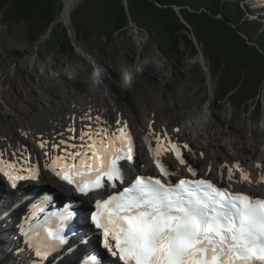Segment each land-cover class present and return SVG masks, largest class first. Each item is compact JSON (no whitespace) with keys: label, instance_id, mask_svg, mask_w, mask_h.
<instances>
[{"label":"rangeland","instance_id":"1","mask_svg":"<svg viewBox=\"0 0 264 264\" xmlns=\"http://www.w3.org/2000/svg\"><path fill=\"white\" fill-rule=\"evenodd\" d=\"M248 4L255 9L263 7L264 0L243 2L244 7ZM2 16L0 12V150L7 152L11 160L31 152L32 159L44 168L46 153L39 141L49 140L53 128L68 130L71 120L91 124L88 117L96 112L98 123L127 120L139 141L151 128L170 127V137L182 139L183 148L187 150L189 143L193 150L204 152L206 158L200 162L203 166L211 163L207 161H212L214 155L218 161L264 167V114L258 117L253 106L234 109L214 105L211 90L203 82V69L192 62L196 57L184 56L185 46L179 47L185 58L171 53L165 58L142 28L138 30L132 24L126 38H116L107 49L103 47L112 58L106 59V50L98 51L95 42L74 43V55L51 53L53 48L48 47V51L43 44L49 33L32 43L23 21L10 19L7 23ZM61 22L71 40L74 23L70 20V28ZM200 119H206L204 129ZM139 153V170L143 172L148 165L143 143ZM142 160L147 161L141 164ZM42 175L48 180L44 171ZM50 186L60 191L66 188L54 179ZM11 217L4 223L5 235L0 234V264L10 254L6 232L15 224ZM7 263L14 264L9 259Z\"/></svg>","mask_w":264,"mask_h":264},{"label":"snow or ice","instance_id":"2","mask_svg":"<svg viewBox=\"0 0 264 264\" xmlns=\"http://www.w3.org/2000/svg\"><path fill=\"white\" fill-rule=\"evenodd\" d=\"M68 131L74 133L75 129ZM80 140L84 143L78 151H68L76 145L64 140L55 145L57 149L65 146L64 155L49 164L55 175L83 196L104 189L105 181L111 188L124 182L120 164L133 160L130 133L121 130L118 137L109 138L102 129L82 133ZM149 150L164 177L173 173L161 162L162 152L172 151L179 163L185 164L180 149L171 141L165 145L158 138L157 147L153 150L149 145ZM234 167L243 181L251 183L250 174L238 164ZM0 173L16 188L20 181L37 179L39 169L17 168L0 156ZM233 178L234 171L229 169V182ZM95 209L90 221L102 236L101 246L118 258L119 264H264V199L221 188L208 179H180L173 185L137 176L120 192L97 200ZM39 211H43V202L26 218L28 227L22 234L34 249L35 264H46L49 256L67 244L65 229L72 213L65 210L49 217L55 222L53 228L31 223ZM86 264L102 262L92 255Z\"/></svg>","mask_w":264,"mask_h":264},{"label":"trees","instance_id":"3","mask_svg":"<svg viewBox=\"0 0 264 264\" xmlns=\"http://www.w3.org/2000/svg\"><path fill=\"white\" fill-rule=\"evenodd\" d=\"M159 1L161 4L188 7L195 18L203 20H209V14L219 15L233 26L235 31L261 50L259 52L249 49L245 40L232 28L231 37L227 38L222 34H216L215 32H219L218 30L213 32L209 25L201 24L200 19L197 21L195 19L194 22L187 19L193 26L205 51L209 50L207 45H210V48L217 52L218 59L214 60L215 63L219 62L224 66L223 70H220L219 78L215 84L213 104L219 105V108L228 105L234 109H246L253 106L256 115L260 118L263 117L264 113L258 96L260 85L262 86L264 83V15H262L264 6L253 9L248 4L249 6L244 7L245 0ZM129 10L135 24L144 27L146 22H152V24L150 23L151 28L158 29L156 33H152V36H168L171 38L168 40V49L176 50L178 44L176 41L173 42L176 40L174 34L182 29L186 30L185 27H179L175 31L176 25L160 22L159 18L155 17L156 11L151 6L142 4V2L139 5L136 0H129ZM61 11V0H0L3 21L7 23L10 19L23 21L26 25L27 36L32 43H38L45 38L53 23L60 17ZM183 13L186 16L187 11L183 10ZM257 13L259 15H255ZM71 21L74 23L72 28L75 41L71 42L68 39L67 31L61 24H55L51 36L43 43L46 50L48 47H52L51 53L64 52L66 55H74L72 47L74 43L94 45L93 42H95V45L98 46L96 49L103 52L114 40L115 34L128 25V17L122 0H86L74 11ZM159 29L164 30L160 31ZM218 35L222 37L223 41L221 49L215 46ZM110 54L106 50L105 58H112ZM165 55L167 56V54Z\"/></svg>","mask_w":264,"mask_h":264},{"label":"bare ground","instance_id":"4","mask_svg":"<svg viewBox=\"0 0 264 264\" xmlns=\"http://www.w3.org/2000/svg\"><path fill=\"white\" fill-rule=\"evenodd\" d=\"M79 1L80 0H64V7H63L62 17H61V19H62L63 22H65V21L68 20V17L71 15L72 11L74 10L76 4ZM96 115H97L96 112H93L92 115L88 117L89 120L92 122L91 124H90V122L84 123V122L75 121L76 119L74 121L71 120L70 121L69 128L75 129V132L74 133L69 132L68 130H65V129H62L63 131L62 130L59 131V130L55 129V130H57V131H55V130H53L54 129L53 128L52 131L50 132L51 133V137L49 138V140L46 139V138H43V139H41L39 141V145L41 143H44L45 144V147L44 148H41V150H42V152L46 153V156L44 157L43 162L44 163L47 162L48 168H49V164H50L51 160L55 159L57 156L64 155V151H63V149L65 147L64 145H61L59 149H57L55 147V145L59 144V142L61 140L66 141L69 145H72V144H75L76 145V148L69 147L68 148V151H78V150H81L80 147H79L80 144L84 143V141L80 140V136H81L82 133L89 132V131H99V130H102V129L103 130H106L107 132H110V133H115V132H119V130L123 126L124 127L127 126L129 129L131 128V124L127 120L125 122H119V121H116L115 120L116 123L113 122L112 124L109 123L108 121H105L104 124L101 123V122L98 123V121H99L98 119L99 118L97 119V116ZM85 116H87V115H85ZM205 116H207V114H205ZM102 118L104 119V118H106V116L104 115ZM61 120L62 119L60 118V121ZM199 121H200L201 127L202 128L203 127L205 128V125H206L205 124V121H206V119L205 120L200 119ZM49 128H50L49 126H45V129L46 130L49 129ZM169 128L170 127H167L165 125H162V126H159V127L156 126L155 128H151V130L149 129L150 131L148 130V132H145L144 133V139L145 140H148L150 142V143H147V146L149 147V145H151L152 149L154 150L157 147V144H154V143H157V139L158 138H160L161 140H163L165 144L168 141H171L170 135H171L172 130L170 131ZM50 130H51V128H50ZM206 131H208V130H206ZM73 136H75L76 138L75 139H70ZM86 139H87V137H85V140ZM20 151H22V150H20ZM34 152L35 153H38V151L36 149H35ZM165 153H166V151L162 152L160 157H163L165 155ZM148 155L150 156V158L153 161V159H154L153 158V152L150 151L149 148H148ZM0 156H2L3 161L5 163L12 162L13 164H15V166L17 168H20V167L33 168L32 166H30V164H28L32 160L31 152H29V153L25 152L23 155L20 153L19 158L16 157V159L11 160V156L7 152H4V151H1L0 150ZM40 157H41V155H40ZM164 158H165V160L167 162H172L174 160L169 155H166ZM214 158H215V156L213 155L212 162L209 163V164H206L203 167L204 168V173L214 174V172H216L220 176L219 177L220 179H221L222 176H224V177H226L228 179V173H226V172L224 173L223 171L220 170L221 169L220 168L221 167L220 165L223 164V162H224L225 159L222 160V161H218V160H215ZM144 161H147V160H142L140 163L142 164V163H144ZM137 164H138V161H136V165ZM240 166H243L246 169V172L245 173L250 174L251 183L246 182L247 185H244V183H241L240 182L238 184L239 185L238 187H244L246 191H249V192H252L253 191L256 194L258 192H260V189H262V186H264V183L261 182V178L264 177V167L262 165H260L258 168H256L257 167L256 165H254V167H250L249 165H244V164L243 165H240ZM151 168L154 169V165H150V167L147 168V171H148V169H151ZM188 169H190V167ZM256 169H259L261 171V175H259L260 178L259 177L258 178H255L254 177V172H256ZM143 170H145V169H143ZM210 170H211V172H210ZM186 171L188 172V170H186ZM148 173H150V172L148 171ZM46 175H48V174H46ZM41 178H42V184H41L40 191L43 190V189H50L49 186H48V184H49V182H51V177L48 175V180H47V176L41 174V176L39 177V179H41ZM31 184L33 185L34 183L32 182ZM61 187L64 188L65 186L62 184ZM17 188H19V189L17 190V193L16 194L4 195V197L6 198V201L4 202V207H3L4 209L0 211V234L1 235H3V234L5 235V228L3 229V226H6V225L4 223H6L10 219L11 215L15 214L14 211L16 209L20 210L19 207L17 206V202L19 201L18 193H20L24 189L23 183L21 181L18 182ZM64 190H65V192L72 193L71 191H67L66 188H64ZM84 201H85V203H87V205H90L88 199H84ZM11 207H13L12 208V211L13 212L8 213L5 217L1 218V216L4 214V212L5 211H9L11 209ZM22 207L23 206H21V208ZM9 232L13 233V227L9 229L8 234L6 236V238L8 239V245L6 243V245H7V252H10V254L9 255H5V257L7 259L4 257V260H3V261H5L4 264H10V263H7V260L8 259L11 262H13L14 264H32L30 258L28 256L24 255L23 254L24 252L21 251L20 248H17L18 245L13 242V238L16 237V232H14L11 236H10V233ZM3 243H4V241H3ZM12 253H14V254H12ZM72 258H74V257H71V258L68 257V259H63L62 258L61 261L64 263V260H66V264L69 263V262H70L69 264H72Z\"/></svg>","mask_w":264,"mask_h":264},{"label":"water","instance_id":"5","mask_svg":"<svg viewBox=\"0 0 264 264\" xmlns=\"http://www.w3.org/2000/svg\"><path fill=\"white\" fill-rule=\"evenodd\" d=\"M81 1V0H80ZM86 0L81 1L80 5L85 2ZM136 2H138V4L140 5L141 2L142 4H146L152 7V9H154L156 11L155 17L159 18L160 22L162 23H169V25L172 23L175 26V31L176 29L178 30L179 27H185L186 30H181V31H177L174 35L176 37V40H174L173 42H177V47L175 51H171L168 49V40H170L171 38H169L168 36H162L161 37H156V36H152V33H156L158 31V29H156L155 27L151 28L150 23L152 24V22H146V26L142 27L141 25H137L134 23L131 15H130V10H129V0H122V5L124 6L125 10H126V15L128 17V25L126 27L121 28L118 33L115 34V38H126L128 33L130 32V28L131 25L133 24L135 27H137V29L139 30V28H142V30L145 32V34L148 35V37L152 40L153 43H155V45L160 49V52L163 56H165V58L167 57L165 54L171 53L175 56H182L183 58H185L184 56H189L193 59V63H199L201 68L203 69L204 72V78H205V84L209 86L210 90H211V94L210 97L212 98L214 96V89H215V84L217 79L219 78L220 75V70H223L224 66L220 65V63L218 62L217 64L215 63V59L217 58V52L212 50L210 47V45L208 47V51L206 52L203 45L199 42L195 32H194V28L191 25V23L188 20H192V22H194V20L196 19V21L198 19L201 20V24H205V25H209L210 28L212 29V31L214 32V30H218L219 32H215L216 34H222L224 37L230 38L231 37V31L232 29L235 31V28L233 26H231L229 23H227L221 16L219 15H215L213 16L212 14H209L208 17L210 18L209 20H203L201 18L198 17H194L193 12L188 8V7H184V6H177L175 4H161V2L159 0H136ZM61 4H62V11H63V7H64V0H61ZM78 8V7H77ZM75 8L73 10V12L71 13V15L69 16L68 20L65 21L64 24H66L67 26H69L71 28L70 24V20H71V16L73 15L74 11L77 9ZM184 11H187L186 16L183 13ZM189 13V14H188ZM62 15V14H61ZM188 19V20H187ZM62 19H57L52 27L49 30V35H51L54 25L55 24H61ZM172 21V22H171ZM63 24V23H62ZM232 28V29H231ZM160 31H163L164 29H159ZM240 37H242L245 42L246 45L249 47V49L251 50H256L261 52V50L255 46L254 44L250 43L246 37H244L242 34L238 33L237 31H235ZM215 34V35H216ZM70 36H71V40L74 42L75 38H73L74 35H72L71 31H70ZM174 37V36H173ZM167 38V39H166ZM217 42H215V46L219 49H221V43H223L222 41V37L221 36H216ZM106 40V39H105ZM113 40V41H114ZM160 41V42H159ZM76 44V43H75ZM185 46V54L183 56V51L180 50V46ZM212 45V44H211ZM263 55V54H262ZM233 72V71H232ZM234 73V72H233ZM245 76V74H244ZM264 83L262 84V86L260 85V91H259V96L258 99L262 98L261 100V106H262V111L264 113Z\"/></svg>","mask_w":264,"mask_h":264}]
</instances>
